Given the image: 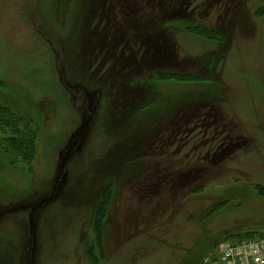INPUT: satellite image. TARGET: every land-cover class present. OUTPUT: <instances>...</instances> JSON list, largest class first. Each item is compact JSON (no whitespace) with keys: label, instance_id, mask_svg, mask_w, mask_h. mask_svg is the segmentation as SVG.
<instances>
[{"label":"rangeland","instance_id":"obj_1","mask_svg":"<svg viewBox=\"0 0 264 264\" xmlns=\"http://www.w3.org/2000/svg\"><path fill=\"white\" fill-rule=\"evenodd\" d=\"M168 3L0 0V104L37 131L29 168L0 149V264H204L264 237V0H190L175 19L220 39L178 31L172 66L137 52ZM173 70L199 82L149 85Z\"/></svg>","mask_w":264,"mask_h":264},{"label":"trees","instance_id":"obj_2","mask_svg":"<svg viewBox=\"0 0 264 264\" xmlns=\"http://www.w3.org/2000/svg\"><path fill=\"white\" fill-rule=\"evenodd\" d=\"M168 1V0H166ZM170 2H174L173 4L168 3V7H175L176 10L172 11V15H166L165 17H159V23L155 21H151L152 19L148 20V29L145 33V35L142 37L141 42L139 43V47L137 49V52L139 50H145L143 51V57H147L148 60L151 62L156 63H163L166 66H172L176 65L178 63L177 61V53H175L174 47H172L171 44L167 43V40L173 39L172 37L178 32H184V34L189 36H194L196 38H199L203 41L215 43L220 39V36H218L217 32L213 29H210L208 27H205L204 25L200 24H184L182 26V21H177L180 19H175L176 13L180 10H183L187 8V6L190 4V0H169ZM167 4V3H166ZM125 9V8H123ZM109 9L108 11H110ZM259 15L256 12V16ZM263 16V15H262ZM259 17V16H258ZM261 17V16H260ZM115 16L111 14L112 22H114ZM125 14L124 10L120 13V19L125 21ZM166 18V19H165ZM158 19V18H157ZM262 22L264 26V16L262 17ZM167 20H172V22H166ZM158 21V20H157ZM100 22V21H99ZM99 22L96 23L98 26ZM128 24V23H127ZM178 24H181L179 27ZM96 26V28H97ZM126 23L125 26H122L117 31V34H120L121 36L119 38L123 39L127 37V30H126ZM92 32V31H91ZM125 35V37H124ZM173 35V36H172ZM172 36V37H171ZM164 38V40H163ZM128 39V38H127ZM126 42V47H130L129 42ZM104 43V42H103ZM116 44V42H115ZM114 44V46H115ZM118 45V44H117ZM116 45V47H117ZM124 45V44H123ZM137 46V45H136ZM122 47V46H121ZM105 48V46H104ZM107 53L110 52V46L106 48ZM123 51V50H122ZM121 51V52H122ZM120 55V54H119ZM130 55H132L130 57ZM127 57V63L123 65L129 68L128 63H134L133 55L134 53H130ZM116 57V56H115ZM168 60V61H167ZM175 63H172L174 62ZM165 62V63H164ZM120 63V62H119ZM118 62H114V67L119 65ZM154 79V81H152ZM140 80V79H139ZM150 86H154L152 83H156L158 85L161 84H178V85H193L198 83V78L194 74L190 73H184V72H176V71H159L156 74L152 75L150 77ZM145 82V81H144ZM152 82V83H151ZM142 83V82H141ZM140 83H138V88H142L146 83H142V85L139 86ZM124 86L122 85L117 91L115 92L114 99L112 100L113 103L119 104L118 101L123 97L124 92ZM149 86V88H150ZM3 87V82L0 80V88ZM126 87V86H125ZM137 87V86H136ZM135 88L138 89V88ZM133 88V89H134ZM140 90V89H139ZM142 90V89H141ZM105 103L108 101L106 98H104ZM107 100V101H106ZM128 101V99H127ZM121 103H124L122 100ZM126 103V102H125ZM201 108L193 109L189 111H196L190 112L195 113L192 117L187 116V119H185V127L191 123V122H197L199 121L204 115L201 113ZM184 113L186 112V109H181ZM121 115H124V111L121 113ZM26 117V116H25ZM21 115L20 113L12 110L9 107H6L2 104H0V149L4 153L5 156L12 157L11 165H17L19 163L26 164L28 163V168L30 163L32 162V158L35 154V135H36V127L34 128L33 123L30 122L28 119H26ZM118 118V117H117ZM122 118V117H121ZM205 118V117H204ZM217 121V118H214ZM118 120H120L118 118ZM120 123V121H117ZM119 125V124H118ZM187 129V128H186ZM181 127H177L176 125H173L168 133L171 137L178 135V132L181 131ZM185 131V129H184ZM104 202V199L101 200L100 205H102ZM250 233H233L231 236L226 238V240L233 238L232 236H237L238 238H235L236 240H243L248 239ZM255 234V233H254ZM252 236V235H250ZM247 237V238H246ZM256 238V237H255ZM233 239V240H235ZM254 239V238H251Z\"/></svg>","mask_w":264,"mask_h":264},{"label":"built area","instance_id":"obj_3","mask_svg":"<svg viewBox=\"0 0 264 264\" xmlns=\"http://www.w3.org/2000/svg\"><path fill=\"white\" fill-rule=\"evenodd\" d=\"M204 264H264V237L223 241Z\"/></svg>","mask_w":264,"mask_h":264}]
</instances>
